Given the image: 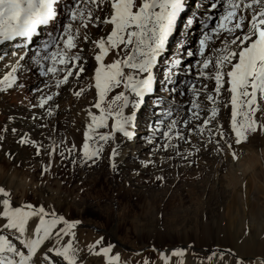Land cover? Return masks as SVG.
<instances>
[{
    "label": "snow or ice",
    "instance_id": "snow-or-ice-1",
    "mask_svg": "<svg viewBox=\"0 0 264 264\" xmlns=\"http://www.w3.org/2000/svg\"><path fill=\"white\" fill-rule=\"evenodd\" d=\"M8 49L17 58L0 92L25 94L27 115L0 124V157L15 163L31 149L42 176L54 165L102 161L118 172L146 102L144 168L160 152L189 164L202 152L236 159L235 148L264 131V0H0V59ZM68 92L92 101L80 128L61 135L59 98ZM79 223L39 201L18 203L0 186V264H78ZM103 241L88 251L120 264ZM225 255L207 259L224 264Z\"/></svg>",
    "mask_w": 264,
    "mask_h": 264
},
{
    "label": "rangeland",
    "instance_id": "rangeland-1",
    "mask_svg": "<svg viewBox=\"0 0 264 264\" xmlns=\"http://www.w3.org/2000/svg\"><path fill=\"white\" fill-rule=\"evenodd\" d=\"M172 43L174 40L169 47ZM6 51L7 55L0 59V64H5L0 67V77L14 61L11 50ZM68 95L64 100L67 107L59 116L61 135H66L65 129L75 124L81 126L84 110L92 101L90 94L87 101L71 92ZM26 105L25 94L0 92V124L8 116L17 117V111L26 113ZM147 108L146 102L137 128L144 136L146 131L140 127H144L141 118ZM229 116L228 110L222 108V120ZM18 126L23 127L24 123ZM135 144L136 138L130 148L123 149L127 153L119 160L118 172H113L107 161L91 168L60 167L56 179L62 190L70 188L72 193H62L70 197L72 208L66 214L68 217L61 208L58 214L80 222L75 229L76 246L80 249L78 264H106V258L88 251V245L100 237H104L105 245H114L113 252L119 254L120 264H144L145 260L149 264H165L161 253L166 254L167 264H209V252L222 250H230L232 254L224 256V264H235L237 259L243 264H261L264 250L257 249L264 239V131L250 134L246 143L237 146L236 159L231 154L202 152L190 164L179 158L168 160L160 152L154 157L156 164L144 168L141 161L149 157V146L137 147V156L133 157ZM29 164L24 168L25 175H34L39 181L35 176L39 171ZM157 176L163 180H157ZM13 199L18 203H36L31 194L23 202L17 193ZM82 203L93 210L79 213ZM173 249H184L185 254L172 256ZM210 264L219 261L213 259Z\"/></svg>",
    "mask_w": 264,
    "mask_h": 264
},
{
    "label": "bare ground",
    "instance_id": "bare-ground-1",
    "mask_svg": "<svg viewBox=\"0 0 264 264\" xmlns=\"http://www.w3.org/2000/svg\"><path fill=\"white\" fill-rule=\"evenodd\" d=\"M194 31H195L196 35L198 36V34H199L198 27H197V29H194ZM40 39L41 38H39V37L35 38V41H34L32 47H35L36 43H38ZM11 57L10 58L13 59L14 61L17 58V57H14L12 55H11ZM7 62L8 61H5L6 64H8ZM3 64L4 63L0 64V67H2ZM68 96H69L68 93H64L60 97V99H59L60 112H62L64 110V108H65L64 106L66 105L64 103V100ZM66 107H67V105H66ZM148 111L149 110L147 108L144 111V113H143L144 118H141V123L144 122L145 124H144V127L141 126L140 128H144V132L146 131V122L148 120ZM21 114L27 115L26 113H23L21 111H17L15 113V115L19 119H22ZM22 125H23V123H22ZM28 126H29L28 123H24L23 127H21V126L19 127L18 126V128L21 131H27V130H29ZM75 128H80V125L75 124ZM72 129L73 128H69L68 130L71 131ZM73 135L76 136L77 140H79L81 138L79 132H73ZM137 135H139V136L136 137V144L134 145L135 149L132 151V154H131V156H133V157H134V155L137 156L136 148L138 147L139 149L140 148L142 149V148H144V145H145V142H144L145 136L143 135L142 131L139 130L137 132ZM260 136H262V135L260 134ZM37 138H39V137H37ZM8 146H10L12 148L16 147L12 143V139L11 138H9V140H8ZM124 149H126V148H124ZM126 153L127 152H123V156L124 157H125ZM40 159H36V157L32 156L31 149H29L27 151H24V152H21L20 158H18L15 161V163H13V161H11L9 159L0 157V186L4 187L6 190H9L11 192V194H12V197H13V194L15 196V193H17L20 202H23L25 199L28 198V195L31 194L34 197L35 202L39 201V203H41V204H45V205H47L49 207H53L54 210L57 213H59V208H61V209L64 210L63 211L64 215H66V214H68V211L72 207L70 205V197L64 196L62 192H65V191L71 192V191H70V188H68V187L63 188V190H62L61 189L62 187L60 188V186H61L60 184L61 183L58 182L57 179H56V177H57V175H58V173H59L61 168H60V166L54 165L52 170H51V172L49 174L42 176L41 173H40V168H41ZM29 163H32L34 165L35 169L39 171V175L35 174V176L37 177V179H39V181L36 180L34 175L31 176V177L26 176L27 174L24 172V170H25L24 168L28 167L30 165ZM234 173H235V171L232 174L233 176H234ZM260 189H262V188L260 187ZM220 194H221V192H220ZM238 194H240V193H238ZM69 196H70V193H69ZM72 197L74 198V200H76L75 197H74V194H73ZM238 198H237V200H238ZM73 204L77 208V206H76L77 203L73 202ZM252 208L256 209L257 208V204L255 206L253 205ZM86 209H92L93 210L92 206H88L87 204H83L82 209H80L78 212L80 213V211H85ZM260 211H261V208H260ZM253 222H254V220H253ZM261 224H260V226H261ZM256 225H259V224H256ZM166 234L168 236V233H166ZM222 238H221L222 240H224V239L226 240L225 237H222ZM82 239H84V238H82ZM85 240H86V238H85ZM263 246H264V239L262 241H260V245L258 246L257 250H259V251H261L262 249L264 250V248H262ZM259 251H257V252H259ZM258 254H261V253H258Z\"/></svg>",
    "mask_w": 264,
    "mask_h": 264
}]
</instances>
